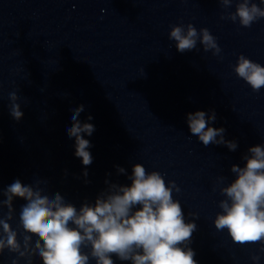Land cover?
<instances>
[{"label":"clouds","instance_id":"clouds-1","mask_svg":"<svg viewBox=\"0 0 264 264\" xmlns=\"http://www.w3.org/2000/svg\"><path fill=\"white\" fill-rule=\"evenodd\" d=\"M233 2L219 0L224 9L230 8ZM260 18H264V8L252 0H236L235 12L221 15V19L232 22L238 19L245 28ZM169 39L175 41L180 53L196 49L198 40L205 52L211 50L216 56L221 52L207 28L198 32L191 23L186 29L183 25L173 26ZM233 70L254 92L264 88V66L259 63L241 54ZM19 99L16 91L9 93V112L16 121L24 115ZM84 110L83 105L72 110L73 125L67 133L70 139H75V155L84 166H89L93 158L87 149L91 145L82 134L91 136L95 127L81 123ZM91 119L89 115L88 120ZM215 120L214 110L210 114L204 111L187 114L191 135L198 137L205 147L225 145L235 151L238 145L234 140L225 139V129L210 126ZM243 159L246 161L243 167L231 166L235 179L220 188L226 199L219 202L222 212L217 213L214 225L217 231L226 229L236 244H261L259 251L264 253V146L250 147ZM116 167L118 174H125L124 168ZM84 175H88L87 171ZM128 179L130 186L106 180L108 187L95 202H85L79 209L66 202L60 193L51 197L45 194L39 181L34 187L17 179L0 191L6 197L0 199V213L7 208V213L0 218V255L5 249L16 254L12 264H18L19 259L33 264V257L37 256L43 264H90L91 261L115 264L113 256L130 264H197L195 251L188 247L197 225L185 221L181 204L173 199V190L180 191L175 181L166 183L160 172H148L140 163L133 165ZM224 179L218 177V184ZM14 198L26 201L19 213L20 232L13 230L9 223L14 219ZM33 237H37L34 242ZM251 259L257 262L260 256L252 255Z\"/></svg>","mask_w":264,"mask_h":264}]
</instances>
